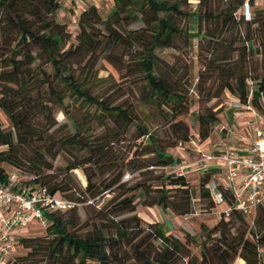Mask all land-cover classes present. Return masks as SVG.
<instances>
[{"label":"trees","instance_id":"1","mask_svg":"<svg viewBox=\"0 0 264 264\" xmlns=\"http://www.w3.org/2000/svg\"><path fill=\"white\" fill-rule=\"evenodd\" d=\"M188 1L112 0L107 13L91 5L72 30L59 18L62 0H0V181L14 169L24 176L18 188H45L77 203L111 194L83 231L77 206L46 213L44 234H18L16 249L25 253L15 252L6 264H264V205L250 222L218 182L231 209L215 217L207 188L214 169L198 172L200 212L216 220L201 223L198 238L175 235L136 213L141 203L176 216L197 214L188 173L164 169L182 161L170 149L179 142L188 148L193 139L185 116L194 117L203 142L219 123L227 94L264 114V70L254 63L256 55L264 60L261 4L197 0L188 8ZM195 36L203 64L200 111H191L186 73L158 55L180 42L191 46ZM57 111L68 126H58ZM131 127L127 151L118 156L114 145ZM65 153L66 165L54 168ZM74 169L85 175L83 188ZM128 170L137 173L124 178Z\"/></svg>","mask_w":264,"mask_h":264},{"label":"built area","instance_id":"2","mask_svg":"<svg viewBox=\"0 0 264 264\" xmlns=\"http://www.w3.org/2000/svg\"><path fill=\"white\" fill-rule=\"evenodd\" d=\"M248 10L247 3L244 4ZM247 11H245L246 13ZM248 13V12H247ZM229 107L234 110L249 111L254 120V139L242 155L237 149L221 143L218 154L200 151L197 159L179 162L164 169L174 175H185L205 169H218L214 178L207 184L213 201L220 210H215V217L221 212L226 214L231 209L224 203L223 191L218 182L223 185L224 191L230 193L233 199V208L238 210L250 222H253L257 208L264 205V127L263 114H260L250 104L241 103L238 99L228 95ZM224 128V125L222 126ZM220 126L219 129L222 130ZM198 139H192L188 146H197ZM177 149L184 150L185 144L179 142ZM126 174L124 178H127ZM24 176L17 170H7L5 180L0 181V264L16 252L17 232L31 223L46 226V213L57 210H68L79 203L59 196L51 195L45 188L16 187Z\"/></svg>","mask_w":264,"mask_h":264},{"label":"rangeland","instance_id":"3","mask_svg":"<svg viewBox=\"0 0 264 264\" xmlns=\"http://www.w3.org/2000/svg\"><path fill=\"white\" fill-rule=\"evenodd\" d=\"M189 6L188 8H194V6L197 4V0H189L188 1ZM256 8L264 9V4L257 5ZM248 9V8H247ZM255 9V8H254ZM251 10H253L251 8ZM246 16H249V10H246ZM73 30L74 28L71 27ZM193 32L195 31L194 27L192 28ZM199 54H201L199 46H198V37H194L192 39L191 46H185L181 42L175 47V48H163L158 50V55L163 58L165 61H167L170 64H173L175 69H177L178 74L185 75V78L187 77V83L186 87L188 89L189 96L192 100V106L191 111H200V105L198 103V92H197V85H198V75L199 72L203 69L202 60L199 57ZM204 51L202 52V55H204ZM254 63L257 67L258 72H263L264 70V60L261 59V55H256L254 57ZM101 75H105V71H100ZM183 79V81H184ZM186 82V81H185ZM229 94L225 95L221 99L222 104V111L219 113V123L216 125V127L213 129V132L211 135L205 139L203 142H208L211 140V142H216L219 138H221L224 134L220 133L218 131L219 127L222 124H225V121H227L228 124L232 125V119L231 114L228 111L229 108V102L230 99L228 97ZM132 97H130V100ZM211 102L207 105H210ZM0 117L4 119V116L0 114ZM55 118L57 120L58 126L66 125L68 126L70 124V121L67 116H65L62 112L57 111L55 113ZM2 119V120H3ZM186 122L191 126L190 131L192 134L193 139H198L196 137V123L194 120V117L192 115H187L184 117ZM6 122V121H4ZM150 124L154 125L156 124V121H149ZM157 122H160L159 120ZM103 128L97 127L95 130L96 134H100L102 132ZM134 133V128L131 127L128 130V133L125 137V141H122L118 144L114 145V151L118 156L124 155L127 151L128 141L130 140L131 136ZM202 143V142H201ZM171 153L175 157H179L182 159V162H187L188 159L193 160L192 156L196 154L194 151H191L189 148H185L184 150L173 148L170 149ZM181 153H188V158H182ZM73 154L75 155H82L83 153L73 151ZM150 156V155H149ZM69 160L68 154H60L58 155L55 160H53V166L54 168H62L66 165V162ZM137 172H131V171H125L124 174H129V177L131 178L134 176ZM72 176L74 178L75 184L79 188H83V186L86 185V179L85 175L82 172L81 169H74L72 170ZM187 179L192 186L194 190V199H193V207L195 211H197V214H194L192 216L184 217V216H176L169 212L163 211L155 207H147L142 205L141 203H138L136 208V213L138 216H140L145 222H155L159 221L164 224V226L171 231L173 234L178 236H183L185 233H190L194 238H198V231L199 226L201 223H205L208 226H211L216 220L214 219L213 215H209L206 213L200 212V208L204 204V200L200 198V192H199V173L198 172H192L187 174ZM74 197V196H73ZM111 197V194L106 193L103 195V197L96 198L95 200L89 199L87 201L79 202V205L77 206V212L80 216V220L82 226L84 225V222H86L89 218H93V212L95 208H98L102 204L106 202L108 198ZM94 201V204H93ZM221 206H217L216 210H220ZM86 227L83 226L81 229L82 231L85 230ZM44 227L40 226L38 223H31L24 229L17 232L19 234L18 236H40L44 234ZM17 250V249H16ZM25 253V250L18 249L16 251L17 255ZM238 262V261H237Z\"/></svg>","mask_w":264,"mask_h":264},{"label":"crops","instance_id":"4","mask_svg":"<svg viewBox=\"0 0 264 264\" xmlns=\"http://www.w3.org/2000/svg\"><path fill=\"white\" fill-rule=\"evenodd\" d=\"M259 4H264V0H256ZM95 6L104 13H107L112 8V0H62L61 8L59 10V18L66 22L70 27L75 28L76 20L81 11H83L88 6ZM229 113L231 114L232 125L228 124L225 121V124H222V130L218 129L220 133L224 135L219 138L216 142H200L197 141V146H188L191 151H194L196 154L192 156L193 159H197L200 156V151L205 153H213L214 155L218 154L221 143H226L227 145L235 148L242 155L246 154L248 146L254 139L253 134V116L249 111L246 110H234L228 108ZM1 114V113H0ZM3 118L0 117V120ZM262 126L264 127V114L262 117ZM182 158H188V153H181ZM196 172V171H193ZM192 173V172H190ZM214 173L218 174V169H214ZM156 209L155 207H153ZM242 261L238 260L236 264H240Z\"/></svg>","mask_w":264,"mask_h":264}]
</instances>
